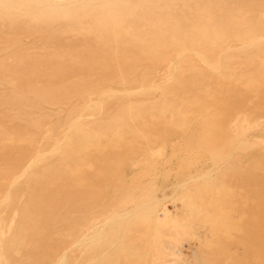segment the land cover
Here are the masks:
<instances>
[{"label": "rangeland", "instance_id": "1", "mask_svg": "<svg viewBox=\"0 0 264 264\" xmlns=\"http://www.w3.org/2000/svg\"><path fill=\"white\" fill-rule=\"evenodd\" d=\"M260 241L264 0H0V264H264Z\"/></svg>", "mask_w": 264, "mask_h": 264}, {"label": "bare ground", "instance_id": "2", "mask_svg": "<svg viewBox=\"0 0 264 264\" xmlns=\"http://www.w3.org/2000/svg\"><path fill=\"white\" fill-rule=\"evenodd\" d=\"M39 1V0H38ZM263 231V228L260 230V232L262 233ZM262 248L264 247V244L262 245V241H260V244H259Z\"/></svg>", "mask_w": 264, "mask_h": 264}]
</instances>
